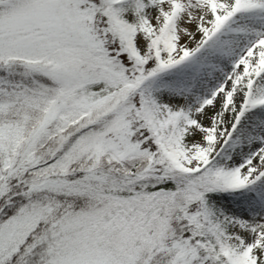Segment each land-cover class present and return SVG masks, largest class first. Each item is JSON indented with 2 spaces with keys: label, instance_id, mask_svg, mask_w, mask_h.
I'll list each match as a JSON object with an SVG mask.
<instances>
[{
  "label": "snow or ice",
  "instance_id": "1",
  "mask_svg": "<svg viewBox=\"0 0 264 264\" xmlns=\"http://www.w3.org/2000/svg\"><path fill=\"white\" fill-rule=\"evenodd\" d=\"M0 264H264V0H0Z\"/></svg>",
  "mask_w": 264,
  "mask_h": 264
}]
</instances>
